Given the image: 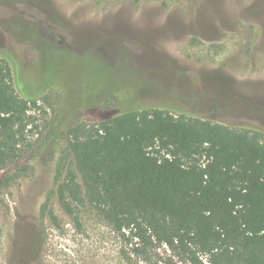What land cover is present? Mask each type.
<instances>
[{
  "label": "rangeland",
  "instance_id": "rangeland-1",
  "mask_svg": "<svg viewBox=\"0 0 264 264\" xmlns=\"http://www.w3.org/2000/svg\"><path fill=\"white\" fill-rule=\"evenodd\" d=\"M0 59L36 102L0 170V264H126L88 209L77 228L51 194L58 225L40 216L80 122L157 108L264 134V0H0Z\"/></svg>",
  "mask_w": 264,
  "mask_h": 264
},
{
  "label": "trees",
  "instance_id": "trees-1",
  "mask_svg": "<svg viewBox=\"0 0 264 264\" xmlns=\"http://www.w3.org/2000/svg\"><path fill=\"white\" fill-rule=\"evenodd\" d=\"M35 106L0 59V170L19 159ZM67 137L70 160L41 218L58 225L51 194L77 228L88 209L126 264H150L162 246L186 264H264L262 132L143 108L80 122Z\"/></svg>",
  "mask_w": 264,
  "mask_h": 264
}]
</instances>
